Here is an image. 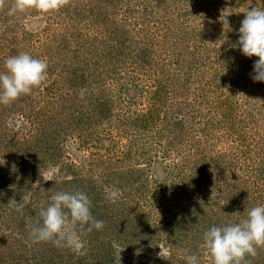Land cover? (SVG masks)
I'll return each instance as SVG.
<instances>
[{
	"label": "rangeland",
	"instance_id": "1",
	"mask_svg": "<svg viewBox=\"0 0 264 264\" xmlns=\"http://www.w3.org/2000/svg\"><path fill=\"white\" fill-rule=\"evenodd\" d=\"M255 7L264 0L0 10V72L20 52L49 66L31 95L0 104V264H186L185 250L213 264L204 232L264 204V82L238 45ZM28 190L22 211L7 207ZM58 191L85 192L105 222L77 228L79 248L29 235ZM246 259L264 264V247Z\"/></svg>",
	"mask_w": 264,
	"mask_h": 264
},
{
	"label": "clouds",
	"instance_id": "2",
	"mask_svg": "<svg viewBox=\"0 0 264 264\" xmlns=\"http://www.w3.org/2000/svg\"><path fill=\"white\" fill-rule=\"evenodd\" d=\"M68 0H0V10H5L9 17L18 13L36 10L42 13L57 11ZM226 10L221 11L220 22L223 29H230ZM239 28V49L248 58L257 57L251 78L254 82H264V10L258 7L247 10ZM48 62L35 58L28 52L9 56L4 61L5 71L0 72V104L8 105L22 95H31L34 88L42 85L47 78ZM243 95V94H240ZM32 190L21 195L20 202L9 200L7 207L22 211L30 202ZM227 215V214H226ZM230 216H243L236 223L212 226L203 234V246L211 255L213 264H250L246 257H255L257 248L264 247V204L246 208L243 215L236 212ZM29 235L34 242L66 243L79 248L77 228L87 227L99 231L105 226L103 220L96 219L91 212V201L83 191H58L51 196L47 207H41L38 218L26 221ZM158 256L166 259L170 251L160 248ZM186 254V264H199L198 257Z\"/></svg>",
	"mask_w": 264,
	"mask_h": 264
}]
</instances>
